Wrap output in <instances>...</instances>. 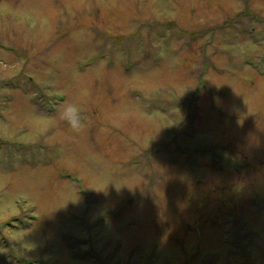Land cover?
<instances>
[{
	"label": "rangeland",
	"instance_id": "1",
	"mask_svg": "<svg viewBox=\"0 0 264 264\" xmlns=\"http://www.w3.org/2000/svg\"><path fill=\"white\" fill-rule=\"evenodd\" d=\"M0 264H264V0H0Z\"/></svg>",
	"mask_w": 264,
	"mask_h": 264
},
{
	"label": "clouds",
	"instance_id": "2",
	"mask_svg": "<svg viewBox=\"0 0 264 264\" xmlns=\"http://www.w3.org/2000/svg\"><path fill=\"white\" fill-rule=\"evenodd\" d=\"M59 115L73 131L78 132L83 127L82 109L79 105L66 102L60 109Z\"/></svg>",
	"mask_w": 264,
	"mask_h": 264
}]
</instances>
